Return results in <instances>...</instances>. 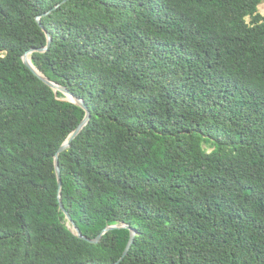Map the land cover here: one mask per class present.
<instances>
[{
  "label": "trees",
  "instance_id": "16d2710c",
  "mask_svg": "<svg viewBox=\"0 0 264 264\" xmlns=\"http://www.w3.org/2000/svg\"><path fill=\"white\" fill-rule=\"evenodd\" d=\"M263 2L0 0V264H116L131 237L60 208L87 112L23 61L48 33L33 65L91 112L60 155L83 235L136 230L120 264H264Z\"/></svg>",
  "mask_w": 264,
  "mask_h": 264
},
{
  "label": "water",
  "instance_id": "95a60500",
  "mask_svg": "<svg viewBox=\"0 0 264 264\" xmlns=\"http://www.w3.org/2000/svg\"><path fill=\"white\" fill-rule=\"evenodd\" d=\"M38 22L40 25L41 24V18H38ZM48 37V46L42 49H32L30 51H28L24 57H23V61L25 63V65L30 68V70L37 75L43 82H45L48 86H50L55 92H61L62 94H64L65 97H69V99H65L66 101L72 102L74 104H76L77 106H79L80 108H82L83 110H85L87 112L86 117L84 118V120L81 122V124L76 128V130L70 135L69 139L64 143V145L60 148V150L58 151V153L55 156V167H56V172H57V176H58V181H59V202H60V208L61 210L65 213L66 215V219L68 222V226L69 229L75 234L77 235L80 239L87 241L89 243H93V244H98L101 239L103 238V236L105 234H107L108 232L112 231V230H116V229H128L131 232V237H130V241L121 257V259L116 263V264H120L129 254L133 244L135 243V239L137 237V232L136 230L132 229L129 225H114V226H108L106 227L102 233L96 238V239H90L87 236L83 235V233L81 232V230L77 227L76 223L73 221L72 216L67 212L63 202H62V171H61V167H60V155L67 151L70 147H71V143L82 133V131L84 130V128L89 124L90 120H91V112L88 108V106L86 105V103L84 102V100L77 98L73 93H71V91L69 89H67L66 87L61 86L60 84L51 81L49 78H47L41 71H39L32 63V55L36 52H47L49 47L52 45V36L48 33L47 34ZM29 58L31 59V62L29 61Z\"/></svg>",
  "mask_w": 264,
  "mask_h": 264
},
{
  "label": "rangeland",
  "instance_id": "374dc122",
  "mask_svg": "<svg viewBox=\"0 0 264 264\" xmlns=\"http://www.w3.org/2000/svg\"><path fill=\"white\" fill-rule=\"evenodd\" d=\"M259 13L264 16V2L259 6ZM250 21V18H248V22ZM69 99V97H64V99ZM69 225V224H68Z\"/></svg>",
  "mask_w": 264,
  "mask_h": 264
},
{
  "label": "bare ground",
  "instance_id": "6f19581e",
  "mask_svg": "<svg viewBox=\"0 0 264 264\" xmlns=\"http://www.w3.org/2000/svg\"><path fill=\"white\" fill-rule=\"evenodd\" d=\"M6 5V4H5ZM17 16V15H16ZM29 61L31 62L30 58H29ZM258 110V109H257Z\"/></svg>",
  "mask_w": 264,
  "mask_h": 264
}]
</instances>
